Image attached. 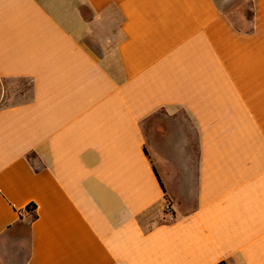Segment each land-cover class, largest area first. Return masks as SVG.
I'll list each match as a JSON object with an SVG mask.
<instances>
[{"label": "crops", "instance_id": "crops-1", "mask_svg": "<svg viewBox=\"0 0 264 264\" xmlns=\"http://www.w3.org/2000/svg\"><path fill=\"white\" fill-rule=\"evenodd\" d=\"M0 83V264H264V0H0Z\"/></svg>", "mask_w": 264, "mask_h": 264}, {"label": "rangeland", "instance_id": "rangeland-1", "mask_svg": "<svg viewBox=\"0 0 264 264\" xmlns=\"http://www.w3.org/2000/svg\"><path fill=\"white\" fill-rule=\"evenodd\" d=\"M227 16L237 28L242 30H248L251 28L250 20L252 19V10L250 4L246 1H240L235 7L229 9ZM2 84L3 83H0V87ZM4 84L6 85L7 83ZM23 88H28V85ZM7 103L8 100H4L2 105Z\"/></svg>", "mask_w": 264, "mask_h": 264}, {"label": "trees", "instance_id": "trees-1", "mask_svg": "<svg viewBox=\"0 0 264 264\" xmlns=\"http://www.w3.org/2000/svg\"><path fill=\"white\" fill-rule=\"evenodd\" d=\"M252 26H251V28L250 29H248V30H242V29H239V30H241V31H246V32H248V31H251L252 30ZM36 205L34 204V203H30V204H28L27 206H26V208H25V210L29 213V214H31L32 216H33V218H36V216H37V214H36Z\"/></svg>", "mask_w": 264, "mask_h": 264}, {"label": "built area", "instance_id": "built-area-1", "mask_svg": "<svg viewBox=\"0 0 264 264\" xmlns=\"http://www.w3.org/2000/svg\"><path fill=\"white\" fill-rule=\"evenodd\" d=\"M164 211L167 214H169V213L171 214V211H172L171 205L167 201L165 202V205H164Z\"/></svg>", "mask_w": 264, "mask_h": 264}]
</instances>
